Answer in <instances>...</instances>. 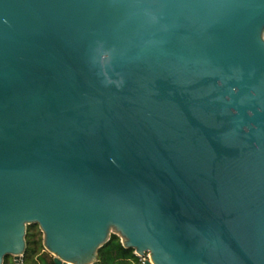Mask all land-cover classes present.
<instances>
[{"label": "water", "instance_id": "obj_1", "mask_svg": "<svg viewBox=\"0 0 264 264\" xmlns=\"http://www.w3.org/2000/svg\"><path fill=\"white\" fill-rule=\"evenodd\" d=\"M29 224L55 264H264V0H0V264Z\"/></svg>", "mask_w": 264, "mask_h": 264}, {"label": "trees", "instance_id": "obj_2", "mask_svg": "<svg viewBox=\"0 0 264 264\" xmlns=\"http://www.w3.org/2000/svg\"><path fill=\"white\" fill-rule=\"evenodd\" d=\"M37 224L26 226V248L21 257V264H55L53 256L47 252L42 244V236ZM142 258L134 253L133 248L122 245L120 237L110 234L109 239L97 250L96 260L92 264H141ZM3 264H16L13 257L7 255Z\"/></svg>", "mask_w": 264, "mask_h": 264}, {"label": "rangeland", "instance_id": "obj_3", "mask_svg": "<svg viewBox=\"0 0 264 264\" xmlns=\"http://www.w3.org/2000/svg\"><path fill=\"white\" fill-rule=\"evenodd\" d=\"M37 230L39 231V233L41 234V236H42V238H43V234H42L41 230L39 229V227H38ZM147 257H148V255L146 254V255L142 256L141 258L144 260V259L147 258Z\"/></svg>", "mask_w": 264, "mask_h": 264}]
</instances>
